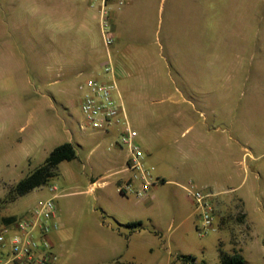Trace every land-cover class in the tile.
<instances>
[{"label": "rangeland", "instance_id": "obj_1", "mask_svg": "<svg viewBox=\"0 0 264 264\" xmlns=\"http://www.w3.org/2000/svg\"><path fill=\"white\" fill-rule=\"evenodd\" d=\"M61 1L0 0V221L20 219L57 195L65 239L55 264H224V256L264 264V183H255L251 193L255 216L245 234L235 209L219 211L215 198V230L200 235L195 199L166 183L157 185L156 199L147 204L132 194L122 196L114 185L89 192L92 181L128 176L118 174L127 150L113 147L115 131H95L81 112L79 86L93 75L78 57L79 41L88 38L107 60L97 9L86 16L87 31L59 25L52 42L45 7L52 3L58 9ZM68 1L79 6L88 0ZM127 22L133 28L130 48L122 42L121 51H111L112 60L116 72L123 66L119 88L154 180L176 181L181 173L182 181H226L233 167L222 153L235 140L256 149L264 143V133H257L264 127V0H137ZM65 143L73 144L77 158L62 162L45 186L10 201L13 187ZM244 177L242 170L236 181ZM245 181H264V175ZM250 187L247 183L229 196ZM137 211L148 215V247L141 262L115 260L109 247L113 237L100 231L99 216L129 234L139 226L120 224ZM162 212L165 224L156 234L152 220ZM174 212H180L175 226L194 216L172 231L168 218ZM100 237L103 243L97 242Z\"/></svg>", "mask_w": 264, "mask_h": 264}, {"label": "built area", "instance_id": "obj_2", "mask_svg": "<svg viewBox=\"0 0 264 264\" xmlns=\"http://www.w3.org/2000/svg\"><path fill=\"white\" fill-rule=\"evenodd\" d=\"M97 9L101 36L107 50V60L99 75L84 80L79 89L82 93L81 112L85 123L95 131H115L118 140L113 147L126 148L127 158L118 174L127 173L126 181L119 187L123 195H134L139 200L147 199L151 190L161 183L155 181L146 163V153L138 143L139 133L133 128L127 114L116 77L111 48L116 42L113 13L125 6L124 0H88ZM197 204L200 214V235L214 230V194L185 187ZM57 195L41 203L22 218L3 223L0 228V264H55L58 255L54 252L50 237L60 229Z\"/></svg>", "mask_w": 264, "mask_h": 264}, {"label": "crops", "instance_id": "obj_3", "mask_svg": "<svg viewBox=\"0 0 264 264\" xmlns=\"http://www.w3.org/2000/svg\"><path fill=\"white\" fill-rule=\"evenodd\" d=\"M125 6L122 7V9L115 12L113 17V24L114 29L116 32V42L111 48V51L115 52L116 50L121 51L120 45L122 42L125 41V46L128 47L127 43L133 38H131V35L133 34V28L131 27L130 23L127 22V19L131 17L132 15V9L134 8V4L137 2V0H124ZM62 2V1H61ZM114 2H117V0H114ZM94 7L90 4L89 1H87L86 5H79L76 6L73 3L69 2L68 0H63L62 3L59 4L58 9H54L52 7V3H48V6L45 7V13L46 17L50 19V25L48 26V32L50 33V41L53 42V32H56L58 30V27L62 28L66 24L68 26L76 27V25H79L81 27L80 30L87 31L88 30V24L89 21L86 18L88 15V12H90ZM55 17V19H54ZM98 19V16H97ZM131 27V28H130ZM47 31V29H46ZM79 42L82 44L78 47L82 51V54L78 56L83 60L85 72L89 73L90 75L96 76L99 75L102 71V65L104 63L103 56L101 52L96 48V46L90 45L88 43V38L86 40L81 39ZM129 51V49H128ZM132 53V52H131ZM129 54V57H134L133 54ZM52 52L51 55L52 56ZM79 74H83V72H80ZM123 72V66L120 67V70H117L116 77L119 80L124 77ZM259 135H263L264 133V127H260L259 131L257 132ZM140 136V134H139ZM240 140H235V144L232 148L229 147L228 152L225 154L222 153V157L224 158V161L226 163H231L233 169H231L228 172V175L226 177V181H182L183 177L181 173L177 176L176 181H161V183H166L169 186H172L176 191H185V187H188L189 185H193L196 189H201L209 193H213L215 196L213 198V201L218 199L215 206L221 210L222 212L226 210H233L235 209V218L237 219L238 223L241 224L242 233L245 234L246 230L249 231L251 228L249 227L250 221L249 218H252L255 216V213L251 206V193L254 191L255 183H258L259 186L264 183V181H245L247 176H255L258 180H261L262 174L264 175V143L261 144L260 147L256 148H248L246 145H241ZM249 143V142H246ZM146 153V152H145ZM148 156V154L146 153ZM127 158V157H126ZM126 159L121 165L122 169L125 166ZM237 166V168L235 167ZM236 168V169H235ZM244 171L245 177L244 181H236L237 178L241 176V171ZM121 171V170H120ZM119 171V172H120ZM118 172V173H119ZM195 173V171H193ZM261 174V177L259 176ZM206 175V174H204ZM157 177H162L161 174L157 173ZM201 177V176H199ZM127 177L119 180V181H107V178H104L102 180H96L92 181V183L89 185V192H94L96 188H102L106 189L107 187L114 185L116 186L117 192L120 193L119 187L122 186L126 181H124ZM201 180V178H200ZM247 183L252 184V188L250 187L245 192H241L237 197H231L230 194L239 193V190L246 185ZM260 189V187H259ZM159 191L158 187L155 186L147 199H145V203L147 204L150 201H153L157 197V192ZM264 192V191H263ZM188 193V192H187ZM122 196V193H120ZM124 199V198H123ZM142 201L141 203H143ZM139 206L142 204L138 203ZM214 205V202H213ZM165 214L161 213L160 219L157 221L152 220V223L154 224V231L155 233H159L161 231V225L165 224ZM234 214V213H233ZM147 213H143L142 211H137L135 215L130 217V221L125 220L127 222H124L123 224L126 227L127 224L130 223H140L139 228L137 229H127L129 230V234H123L122 230H118L115 228L114 224L112 222H109L106 217L103 215H100L101 221H98V227L100 231L109 233L113 239L109 242V247L113 250L112 257L113 259H118L120 257H130L133 262H141V254L145 249H147V241L144 237L145 231L147 230L146 227V219ZM167 215V214H166ZM194 216V213H190L186 217H184L180 222L175 226L176 221L178 218H180V212H174L173 214L169 215L170 223L169 229L173 228L172 231H175L177 229H182L185 227L186 223L191 220V218ZM233 217V216H232ZM3 218H12V217H3ZM231 218V216H230ZM103 219V221H102ZM110 219V217H108ZM221 219V225L222 227H226L228 223V219L226 216L220 217ZM60 221V218H59ZM4 223V221H0V228L1 225ZM215 230V228H214ZM64 234L65 229L60 228L58 231H56L54 234L51 235L50 241L53 245L54 252L59 256H62L63 252V242H64ZM98 243H103L102 237L97 241ZM134 248L135 252L131 253L130 250ZM135 256H134V255ZM60 264H67L66 262H61ZM170 264V262H169Z\"/></svg>", "mask_w": 264, "mask_h": 264}, {"label": "trees", "instance_id": "obj_4", "mask_svg": "<svg viewBox=\"0 0 264 264\" xmlns=\"http://www.w3.org/2000/svg\"><path fill=\"white\" fill-rule=\"evenodd\" d=\"M77 158V151L73 144L65 143L57 147L50 156L46 159L44 164L37 168L34 172L29 174L26 178L21 180L10 192V201L17 197L23 196L32 190L41 188L48 184L50 180L56 176L58 166L65 161H72ZM15 218H5L4 223H9ZM129 228H136L140 223H130ZM224 264H245L238 260L235 256H224Z\"/></svg>", "mask_w": 264, "mask_h": 264}]
</instances>
